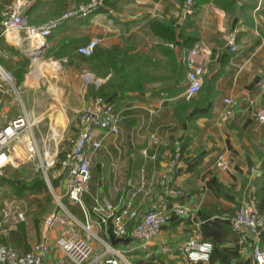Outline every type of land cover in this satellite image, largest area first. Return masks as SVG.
I'll return each mask as SVG.
<instances>
[{
    "label": "crops",
    "instance_id": "obj_1",
    "mask_svg": "<svg viewBox=\"0 0 264 264\" xmlns=\"http://www.w3.org/2000/svg\"><path fill=\"white\" fill-rule=\"evenodd\" d=\"M86 1L0 0V18L7 5H15L27 24L55 20L42 46L22 31L0 35V66L11 72L13 81L22 77L20 86H37L31 83L35 75L19 68L42 53L64 64L56 82L83 92L80 108L71 111L78 114L100 93L118 115V132L104 135L91 156L90 179L82 196L85 213L68 200L70 214L81 224L88 219L99 239L121 251L126 263L119 264H187L181 246L190 237L212 244L203 264H254L255 237L246 228L231 231L229 218L250 194L264 210V123L254 117L255 110L264 109V89L256 85L264 75V0H193L187 17L181 16L182 0H106L85 18H61L66 9ZM232 29L235 51L225 44ZM92 37L99 43L91 56L75 52ZM39 46V55L32 56ZM191 48L203 56L204 72L199 91L186 100L185 55ZM45 66L52 70L58 65L52 61ZM223 97L235 104L233 115L220 119ZM15 105L13 95L1 96L0 127L19 114ZM175 148L180 152L171 164ZM219 154L226 160L225 169L215 166ZM141 170L144 181L139 187ZM163 175L180 194L166 197L168 219L148 245L141 247L129 236L114 240L107 223L96 224L95 197L120 206L135 192L132 207L140 214L160 199L157 181ZM16 182L0 174V192L13 196ZM175 206L187 209L186 214H176ZM33 223V234L25 231L26 223L18 222L9 227V237L0 235V242L21 252L45 237L49 251L43 264H57L61 253L54 240L69 229L68 221L62 218L50 229L40 220ZM77 228L75 234L84 236L81 226ZM257 239L263 246L264 229ZM91 244L94 252L100 249L99 241Z\"/></svg>",
    "mask_w": 264,
    "mask_h": 264
},
{
    "label": "built area",
    "instance_id": "obj_2",
    "mask_svg": "<svg viewBox=\"0 0 264 264\" xmlns=\"http://www.w3.org/2000/svg\"><path fill=\"white\" fill-rule=\"evenodd\" d=\"M104 0H88L74 5L63 13L61 18H85L94 14L103 6ZM193 0H182L181 16L187 17L191 14ZM55 25V20L46 21L39 25H31L25 22L23 15L15 9V5H7L0 18V35L12 34L22 31L29 40H36L38 45L42 43L48 35L51 28ZM236 30H231L226 34L225 44L230 51H235ZM17 39V36L16 38ZM99 43L98 37H92L86 43L78 45L75 52L88 57L91 56ZM203 56L199 54L197 48H191L185 55V87L182 91L184 99L193 97L199 90L202 83L204 72ZM11 72L0 66V105L3 94L17 96L16 88L13 85ZM257 87L264 89V75L258 79ZM223 108L219 113V118L223 119L233 115V105L235 101L229 97L221 99ZM20 102V99H19ZM21 112L0 127V169L10 163L11 141L16 140L23 129L28 128V116L23 106ZM254 117L257 122L264 123V109L258 108L254 111ZM118 115L114 112L112 103L99 94L93 95L84 103L78 111L76 118L77 131L70 140L69 146L62 151L61 169L63 177L59 183L63 195L72 204L83 208L82 196L87 191V185L90 179L89 163L91 156L101 147V140L104 135L116 134L118 132ZM99 131L100 134H97ZM153 137V141H154ZM56 150L52 153L48 162L39 160L37 169L43 173V179L50 188L49 178L45 171L53 164ZM179 156V148H175L170 163H174ZM226 160L219 154L215 160V166L219 169L226 168ZM139 187L143 185L144 177L142 170L139 174ZM162 195L157 204L152 208L138 213L132 207V197L135 192H131L122 200L121 205L116 206L102 197H95L93 200V210L98 212L96 224H108L110 233L115 238L129 236L141 247H145L159 232L162 225L168 219L164 210L166 197H175L180 191L174 187L169 177L163 175L158 179ZM57 205L63 207L59 197L54 195ZM187 209L182 206H175L174 212L178 215H185ZM69 216V229L64 234L54 240V244L59 249L61 257L57 264H119L121 261L126 263L121 251L116 249L110 243L99 239L93 231V223L85 219L84 223H79L71 214ZM23 220L22 214L17 210H0V225L16 224ZM62 221L58 213H51L44 221L46 229L53 228L56 222ZM127 222H131L127 227ZM81 226L85 231L84 236L75 234L73 226ZM229 227L231 231L237 232L246 228L255 237V243L251 247V257L254 264H264V245L258 243L257 235L264 229V210L256 206L255 196L248 195L242 199L229 218ZM100 242V249L94 252L91 244L92 240ZM212 250V244L207 240H197L187 238L181 251L187 261V264H203L208 261ZM49 251V245L43 237V240L34 242L24 251H17L10 245L0 242V264H43V259Z\"/></svg>",
    "mask_w": 264,
    "mask_h": 264
},
{
    "label": "rangeland",
    "instance_id": "obj_3",
    "mask_svg": "<svg viewBox=\"0 0 264 264\" xmlns=\"http://www.w3.org/2000/svg\"><path fill=\"white\" fill-rule=\"evenodd\" d=\"M50 60L56 62L58 65L56 69L51 70L46 66L44 67L46 63L52 62ZM63 65L61 61H56L54 58H45L41 53L39 57L32 58V63H29L28 58L26 64L21 65L19 68V71H25L26 73L29 71V75H35L34 80L31 79V83L33 85L37 84V86L30 87L28 86L29 83L26 86H20L19 84L23 81L22 77H16L14 79L15 82L12 81L14 82L13 85L17 93V96L13 95V97L16 100L15 106L19 109L18 113L21 112L20 106H23L24 110H30V113L28 110V112L25 110L28 114L29 126L23 129L16 140L11 141V146L14 143L13 150H11V146L9 149L11 163L1 168L0 174L13 177L18 182L17 186L20 183H29L31 180L30 177L38 174L43 180L45 188L34 192L26 190L18 192L16 189L14 195L11 197H7L3 192H0V194H3L0 196V210L1 208L9 209V211L14 209L20 212L23 218L21 222L26 223L27 228L25 231L30 234H33L34 231V220H40V223L43 222L44 225L45 219L52 211V213L57 212L60 217L69 221L67 213L70 214V209L66 207L64 200L66 197L63 195L59 186L61 178L63 177L61 154L69 146L70 140L76 134L77 125L75 118L77 114L70 109L80 108L83 92L80 90V93H77L76 91H72L71 85L67 86L65 83L55 81L54 77L58 75ZM23 67L24 69H22ZM40 67L42 69L37 75L36 72ZM79 73L81 75L84 74L82 71ZM78 83L81 84V81ZM40 90H42V94H39ZM56 124H60V128H56ZM58 133L59 135H57ZM55 150L57 154L53 157V164L45 171L50 182L52 179L56 182L55 185L50 183L49 188L43 179V173L37 169V165L39 160L43 163L48 162ZM55 194L59 197V201L63 207L57 205L54 197ZM12 225L14 224L0 225V235L3 234L9 237L12 231L8 232V229ZM73 227L76 230L78 226ZM16 231H19L18 228ZM34 242H39V240H35ZM8 245L14 248L13 245Z\"/></svg>",
    "mask_w": 264,
    "mask_h": 264
},
{
    "label": "trees",
    "instance_id": "obj_4",
    "mask_svg": "<svg viewBox=\"0 0 264 264\" xmlns=\"http://www.w3.org/2000/svg\"><path fill=\"white\" fill-rule=\"evenodd\" d=\"M105 1L106 0H104V2ZM99 95H100V93H99ZM179 152H180V148H179ZM61 156H62V154H61ZM49 182H50V180H49ZM16 183H18V182H16ZM50 183L52 185L56 184L54 179H52ZM44 188H45V186H44L43 180L41 179V177L38 174H35V175H32L31 180H30L29 183H27V184H19L18 189L16 191L22 192V191L26 190V191H29V192H34V191L42 190ZM64 200H65L66 207L71 210V207H70V205L68 203V199L64 198ZM69 212H71V211H69Z\"/></svg>",
    "mask_w": 264,
    "mask_h": 264
},
{
    "label": "water",
    "instance_id": "obj_5",
    "mask_svg": "<svg viewBox=\"0 0 264 264\" xmlns=\"http://www.w3.org/2000/svg\"><path fill=\"white\" fill-rule=\"evenodd\" d=\"M40 46H42V45H40ZM40 46L38 47L37 52H32V56H37V55H39ZM108 232H109V228H108ZM111 240H112V243H113L114 240H119V238H116V239L113 240V238H112V236H111Z\"/></svg>",
    "mask_w": 264,
    "mask_h": 264
}]
</instances>
